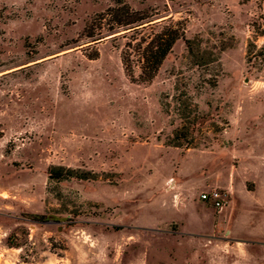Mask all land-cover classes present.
<instances>
[{"label": "rangeland", "instance_id": "obj_1", "mask_svg": "<svg viewBox=\"0 0 264 264\" xmlns=\"http://www.w3.org/2000/svg\"><path fill=\"white\" fill-rule=\"evenodd\" d=\"M116 1L0 0V264H202L233 192L264 197V64L247 57L264 0H121L140 26L184 23L147 83L121 62L140 35L86 36Z\"/></svg>", "mask_w": 264, "mask_h": 264}, {"label": "trees", "instance_id": "obj_2", "mask_svg": "<svg viewBox=\"0 0 264 264\" xmlns=\"http://www.w3.org/2000/svg\"><path fill=\"white\" fill-rule=\"evenodd\" d=\"M148 18L149 15H138L125 2L117 0L113 7L107 9L105 13L97 17L99 24L96 28L98 32L87 31L86 34L87 37L94 38L102 33L103 26L106 24L108 31H113L118 28L128 30L120 34L122 37H127L126 33L130 32H135L137 35H140L139 38L131 37L132 39L124 44L121 51V62L125 73L132 81L135 80V68H137L139 70L137 75L138 80L143 83L150 82L154 78L163 60L171 51L175 41L179 38H184L185 30L184 23L181 20L174 21L172 19H169L158 30L153 29V23L140 26ZM146 26L151 28L149 32L143 31ZM258 35L263 36L264 31L259 32ZM185 42L190 48V40L185 39ZM247 57L249 61L264 64V44L258 47L254 42H250L247 49ZM48 174L50 178L55 179L69 177L86 179L90 177L79 170L63 166H51Z\"/></svg>", "mask_w": 264, "mask_h": 264}, {"label": "crops", "instance_id": "obj_3", "mask_svg": "<svg viewBox=\"0 0 264 264\" xmlns=\"http://www.w3.org/2000/svg\"><path fill=\"white\" fill-rule=\"evenodd\" d=\"M261 190V185L256 182L252 189L233 192L229 202L231 204L235 199L238 204L236 217L228 221L229 236L211 246L205 244V239H210L208 233V238H202V255L206 256L202 264H264V197L260 195ZM230 209L228 205L226 216ZM191 245L192 251V242Z\"/></svg>", "mask_w": 264, "mask_h": 264}, {"label": "built area", "instance_id": "obj_4", "mask_svg": "<svg viewBox=\"0 0 264 264\" xmlns=\"http://www.w3.org/2000/svg\"><path fill=\"white\" fill-rule=\"evenodd\" d=\"M200 197L203 201L210 202L212 206L218 209L221 208L226 202L224 194L217 189L202 192Z\"/></svg>", "mask_w": 264, "mask_h": 264}]
</instances>
